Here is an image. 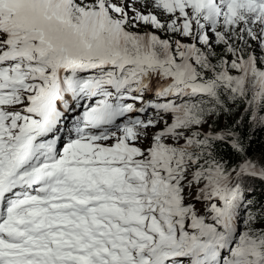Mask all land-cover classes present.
Segmentation results:
<instances>
[{"label": "snow or ice", "instance_id": "1", "mask_svg": "<svg viewBox=\"0 0 264 264\" xmlns=\"http://www.w3.org/2000/svg\"><path fill=\"white\" fill-rule=\"evenodd\" d=\"M264 0H0V264H264Z\"/></svg>", "mask_w": 264, "mask_h": 264}, {"label": "trees", "instance_id": "2", "mask_svg": "<svg viewBox=\"0 0 264 264\" xmlns=\"http://www.w3.org/2000/svg\"><path fill=\"white\" fill-rule=\"evenodd\" d=\"M264 151V133H258L255 142L252 146V155H257L259 152ZM255 195L259 198H264V185L257 184L255 186Z\"/></svg>", "mask_w": 264, "mask_h": 264}]
</instances>
